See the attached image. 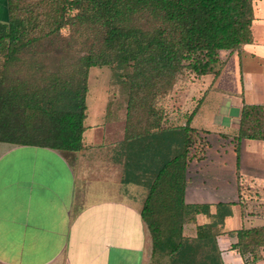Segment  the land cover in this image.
Masks as SVG:
<instances>
[{
  "label": "trees",
  "instance_id": "trees-1",
  "mask_svg": "<svg viewBox=\"0 0 264 264\" xmlns=\"http://www.w3.org/2000/svg\"><path fill=\"white\" fill-rule=\"evenodd\" d=\"M249 0H5L0 21V143L49 148L70 156L82 149L88 72L93 67H130L123 183L146 190L140 212L153 258L194 264L201 243L213 251L215 225L196 226L194 240L183 225L207 205L184 202L186 171L198 130L187 124L156 127L153 98L180 69L207 75L218 52L252 41ZM68 29L66 49L62 30ZM48 62V66L47 65ZM147 108L144 120L136 116ZM264 106L242 107L236 140L264 141L259 114ZM256 127L248 134L243 127ZM261 125V124H260ZM207 146V144H206ZM236 248L264 251V227L237 231ZM211 264H219L218 254ZM249 261V260H248ZM250 262V261H249Z\"/></svg>",
  "mask_w": 264,
  "mask_h": 264
},
{
  "label": "crops",
  "instance_id": "crops-1",
  "mask_svg": "<svg viewBox=\"0 0 264 264\" xmlns=\"http://www.w3.org/2000/svg\"><path fill=\"white\" fill-rule=\"evenodd\" d=\"M0 6L5 14V0ZM247 18L252 41L235 52L238 86L218 83L214 114L230 113L232 98L238 117L244 105L264 106V0L248 1ZM106 110L107 104L99 114ZM211 112L215 124H224V116ZM112 114L107 133L106 121L88 123L86 112L82 149L68 157L49 148L0 143V264H149L153 256L140 215L146 190L123 183L125 160L118 152L126 111L115 107ZM190 126L206 130L195 127L194 119ZM224 141L222 148L207 143L205 158L188 163L184 202L208 206V214L190 222L215 225L219 264H264L263 250L262 258L249 262L234 246L237 231L264 227L256 212L264 208L257 200L264 193V141Z\"/></svg>",
  "mask_w": 264,
  "mask_h": 264
},
{
  "label": "rangeland",
  "instance_id": "rangeland-1",
  "mask_svg": "<svg viewBox=\"0 0 264 264\" xmlns=\"http://www.w3.org/2000/svg\"><path fill=\"white\" fill-rule=\"evenodd\" d=\"M27 2L28 0H24ZM3 8L0 6V21L3 22L4 17L6 16L2 11ZM6 18V17H5ZM62 35L66 39V49H71L74 51L72 44L69 43V32L68 29L62 30ZM237 49L236 51H238ZM233 51H220L218 52V58L215 65H212L209 73L203 75V78L197 76L195 73L189 71L188 69H180L177 73L174 80L170 83H167L163 86L158 92L153 93V98L151 97L147 100L145 106L147 105L148 108L152 106L154 112H156L155 120H156V127L159 128H171V127H179L184 126L187 124V120L194 119V126L206 130H198L200 133L201 138L203 139L202 144L194 146L192 143V151L191 154L194 155L193 161L200 162L205 158V151H206V144L211 143L215 146H221L222 143H227V141L231 138H234L236 141V137L239 136L238 130V122L236 121L239 119L236 109L234 108V104H236V99L232 98V102L230 103V113L226 114H214L215 111L218 112V107L220 105V98L217 96H213L216 93V86L227 84L229 88L234 86L237 82L234 83L236 71L238 70L237 65V56ZM48 66V62L47 65ZM130 73V67L117 69L116 67H93L90 68L88 72V93L86 96V106H87V113L89 115L88 123H103L106 121V125L104 128L108 133L111 131V123L107 125L112 119V111L117 107L118 112L126 111L128 99L130 98V90L127 84V76ZM237 78V77H236ZM212 79V80H211ZM222 80L223 82H219ZM212 81V82H211ZM226 81V82H224ZM212 95V96H204V95ZM205 97V99L203 98ZM206 106L204 109H201L198 112V109L203 106V103L206 102ZM107 104V110L102 115L99 114L101 109ZM226 104V103H225ZM233 104V105H232ZM238 104V103H237ZM150 105V106H149ZM215 108V109H214ZM211 111L215 116H224V124L218 123L215 124L214 117L211 115ZM115 112V111H114ZM102 113V112H101ZM147 114V108L140 112L136 118L145 119ZM100 115L102 118H100ZM118 117L117 113L115 115ZM230 118L229 122H226L227 119ZM260 120V124L257 127L262 128L264 126V111L262 114L258 115ZM219 118H217L218 120ZM219 121V120H218ZM231 123V127H230ZM191 124V121H190ZM221 124V127H218ZM256 126L247 123L243 129L246 133L250 134L252 129ZM101 129H103L101 127ZM105 132V133H106ZM201 133L206 135H201ZM107 137V136H106ZM223 140V141H222ZM232 148V147H231ZM70 156V154L65 155ZM200 164V163H199ZM200 167V166H199ZM146 193V192H145ZM144 193V195H145ZM245 193L242 194V198H244ZM264 197V193L260 192L258 194V201L262 202V207H264V203L262 198ZM259 216L264 218V208L260 211H256ZM183 237L192 241L196 235V226L188 221L185 222L183 225ZM196 247L197 249V257L195 259L194 264H211V257L212 262L215 259L217 253L213 251V243L210 239L208 242V246H205L203 243ZM245 253L246 259L251 260V257L255 255L252 249H243ZM262 258V255H260ZM149 264H171L170 260L166 258H150Z\"/></svg>",
  "mask_w": 264,
  "mask_h": 264
}]
</instances>
